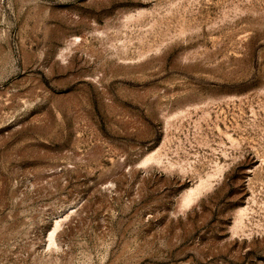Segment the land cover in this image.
<instances>
[{"label":"rangeland","instance_id":"374dc122","mask_svg":"<svg viewBox=\"0 0 264 264\" xmlns=\"http://www.w3.org/2000/svg\"><path fill=\"white\" fill-rule=\"evenodd\" d=\"M0 264H264V0H0Z\"/></svg>","mask_w":264,"mask_h":264},{"label":"bare ground","instance_id":"6f19581e","mask_svg":"<svg viewBox=\"0 0 264 264\" xmlns=\"http://www.w3.org/2000/svg\"><path fill=\"white\" fill-rule=\"evenodd\" d=\"M199 187V186H198Z\"/></svg>","mask_w":264,"mask_h":264}]
</instances>
